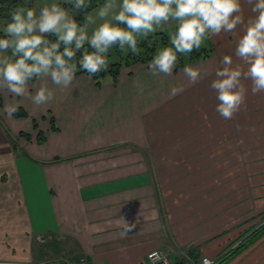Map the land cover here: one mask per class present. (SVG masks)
I'll use <instances>...</instances> for the list:
<instances>
[{
  "label": "crops",
  "instance_id": "obj_1",
  "mask_svg": "<svg viewBox=\"0 0 264 264\" xmlns=\"http://www.w3.org/2000/svg\"><path fill=\"white\" fill-rule=\"evenodd\" d=\"M211 42L207 59L185 65L200 69L195 83L185 66L153 76L137 63L101 88L83 74L68 89L36 80L23 97L0 90L4 107L29 114L12 125L33 138L36 120L47 138L0 151V260L36 259L37 236L53 233L60 251L91 264H146L153 250L188 264L184 250L219 258L264 221V93L249 91L232 119L221 118L209 83L236 41ZM45 83L54 98L35 105ZM126 222L135 225L127 233ZM224 264H264V234Z\"/></svg>",
  "mask_w": 264,
  "mask_h": 264
},
{
  "label": "clouds",
  "instance_id": "obj_2",
  "mask_svg": "<svg viewBox=\"0 0 264 264\" xmlns=\"http://www.w3.org/2000/svg\"><path fill=\"white\" fill-rule=\"evenodd\" d=\"M64 2L73 6L71 11L60 0L40 6L39 11L23 5L10 10L11 21H5L0 37V90L23 97L33 80H50L68 89L78 71L92 77L107 70L108 53L114 46L122 53L140 55L139 41L154 37L164 25L174 22L176 30L169 34V46L158 47L148 61L153 76H171L180 56L199 51L212 37L231 34L236 41L234 52L222 57V67L209 83L216 94V113L230 120L245 104L249 91L252 95L264 93V0H105L94 15H85L83 24H78L73 13L87 9L91 0ZM246 9L251 13L247 17ZM50 34L57 39L50 40ZM183 72L193 83L201 75L200 69L189 66ZM30 98L42 105L54 98V92L45 83ZM18 107L7 105V116H13ZM134 227L126 222L125 233ZM151 257L169 264L158 253H150ZM202 264H214V260L204 256Z\"/></svg>",
  "mask_w": 264,
  "mask_h": 264
},
{
  "label": "trees",
  "instance_id": "obj_3",
  "mask_svg": "<svg viewBox=\"0 0 264 264\" xmlns=\"http://www.w3.org/2000/svg\"><path fill=\"white\" fill-rule=\"evenodd\" d=\"M35 0H0V20L4 21H11V16L9 15L10 10L14 9L18 5H23L26 7H33ZM105 2V0H91V3L89 4L88 8L85 9L87 11L93 10L98 5H102ZM67 5V4H64ZM4 33H0V37H3ZM48 38L52 41H55L57 38L54 34H50ZM149 41H152L151 45H149ZM164 47L169 46V36L163 32L158 31L155 36H149L146 40L139 41V47L143 49L140 55H133L131 51H129L127 54L122 53L118 46H114L113 49H111L108 53V60H109V67L107 70L101 71L97 73L96 75L92 76L93 81L96 85V87L101 88L105 82L111 81L114 84H117L120 73L122 68L131 66L133 64L142 63V64H148V61H150L153 56L155 55V52L158 47ZM85 47L89 49V51H93L91 49L90 45L86 44ZM63 50V45L61 47V51ZM82 51L77 52L76 59L77 61L82 56ZM116 53L117 59L112 60L113 53ZM212 53V48L209 47H201L199 51L193 50V52L190 55H184L179 57V63L176 66V69H179L180 67L185 66L188 63L193 62H199L202 60L207 59ZM79 67V65H78ZM89 75L88 73L84 72L83 70L78 71L76 75ZM36 80L30 81L29 83H33ZM3 106V95L0 93V108ZM49 114V122L51 125V128L54 131H59L58 123L55 119V117L51 114V112H48ZM29 114L25 108L22 106L18 107V111L13 115L14 118H25L28 117ZM33 127L37 131V142L39 144H43L46 142L47 138L45 133L39 128V125L36 120L33 121ZM19 134L25 138L28 141H31L32 136L31 134L20 131ZM16 144L13 145V149H16ZM65 160L64 158L56 157L52 160L53 163L60 162ZM264 234V223L260 225L257 229L254 230L253 233H251L249 236L245 237L243 240L239 242V244L224 253L220 258L217 260L215 264H224L232 257L236 256L238 253L246 249L249 245H251L256 239H258L260 236ZM192 257L193 254H190ZM197 256V255H196ZM184 259V258H183ZM185 260V259H184ZM186 261V260H185ZM191 264V263H188Z\"/></svg>",
  "mask_w": 264,
  "mask_h": 264
},
{
  "label": "rangeland",
  "instance_id": "obj_4",
  "mask_svg": "<svg viewBox=\"0 0 264 264\" xmlns=\"http://www.w3.org/2000/svg\"><path fill=\"white\" fill-rule=\"evenodd\" d=\"M52 2H53V0H35L33 7H35L37 9V11H39V7L40 6H43L45 4H51ZM60 3H61L62 7H65L67 9H69L70 11L72 10L73 6L71 4L65 3L64 0H60ZM64 4H67V5H64ZM99 6L100 5H98V7ZM96 10L76 11V12L73 13L74 14V19L78 22V24H83L84 23V19H85V15L87 13H91V14L94 15ZM4 26H6L5 25V21L4 20H0V33H3L2 29H3ZM175 30H176V25L173 22V23H170L168 25H164L163 28L160 29L159 31H163L169 36V34L173 33ZM90 32H91V29H89V34H90ZM205 44H209L211 47L214 46L212 44V42H211V39L205 41ZM160 47H162V46H160ZM116 59H117V55L114 52L113 55H112V60H116ZM0 93L3 95L2 91H0ZM3 101H4V95H3ZM8 104L9 103L7 102L6 106ZM11 120H12V116L11 117L7 116V114L5 112V107L2 106L0 108V144H1V146H3V148L0 150L1 152H3V151L6 152V151H10V150L23 151L25 148H27V146H25V148L23 147V145L25 144V142H24L25 139L19 134V132L21 130L18 128L17 122H15L14 126H13L12 123L10 122ZM44 122H45V119L42 118L41 122H40V125H43ZM26 131H28V129ZM33 134H34V136H33V138L31 139L30 142L35 143L37 141L36 140L37 131L35 130ZM14 144H16V146H17L16 149H13V145ZM0 165H2V164L0 163ZM3 175L0 174V177H3ZM263 223H264V221L259 223L256 226L255 229H257ZM254 230L251 233H253ZM43 235L52 236L53 238L55 237V234H53V233H46V234H43ZM37 244L41 246L42 254L40 256H37L36 259H43V258H50V257L57 258V257H62V256H66V255L72 254V253H68V252L65 253L63 251H60L56 247V244H55L54 241L50 242L48 244H40V243L37 242Z\"/></svg>",
  "mask_w": 264,
  "mask_h": 264
},
{
  "label": "built area",
  "instance_id": "obj_5",
  "mask_svg": "<svg viewBox=\"0 0 264 264\" xmlns=\"http://www.w3.org/2000/svg\"><path fill=\"white\" fill-rule=\"evenodd\" d=\"M37 240L40 244H48L50 242L56 241V237L53 238L52 236L40 234L39 236H37ZM154 252L158 253L161 256L167 257L169 264H175L172 261L169 252L165 250H153L149 252V254L147 255V259H146V264H163V261H157L155 257L150 258V253H154ZM184 256L188 258L189 260H192V258L189 257V255L185 252H184ZM202 258L200 259V261H198L195 264H202ZM211 259L214 260V263L216 262L215 258H211ZM0 264H91V260L85 254H80V255L70 254V255L57 257V258L50 257V258H43V259H34V260H29V261L0 260Z\"/></svg>",
  "mask_w": 264,
  "mask_h": 264
}]
</instances>
